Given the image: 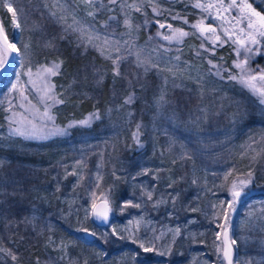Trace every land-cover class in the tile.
<instances>
[{"label": "trees", "instance_id": "16d2710c", "mask_svg": "<svg viewBox=\"0 0 264 264\" xmlns=\"http://www.w3.org/2000/svg\"><path fill=\"white\" fill-rule=\"evenodd\" d=\"M120 1L95 0L93 9L81 0H59L100 37L113 14L121 27ZM149 1L136 12L135 22L147 10L149 17L189 32L179 50L153 58L162 68H177L145 73L137 67L136 55L121 48V75L115 76L107 56L118 53L110 49L102 55L96 47L81 45L76 33L66 32L64 23L50 15L54 0H0L3 28L25 68L63 62L52 77L55 94L63 100L52 107L56 122L68 127L99 115L88 125L77 123L67 134L43 140L11 134V72L0 77V248L17 256L13 262L0 252V264H217V223L223 218L216 221L215 213L222 202L232 201L230 181L248 171L253 179L241 191L244 209L233 227L235 264H264V104L249 88L228 79V72H222L223 79L214 69L210 72L209 60L235 75L236 54L231 41L217 45L214 55L201 49L202 38L191 27L204 14L193 7L196 0ZM251 1L264 12L262 0ZM157 6L163 13L155 16ZM138 31L139 43L154 45L149 38L153 25ZM253 63L264 64V54ZM174 73L180 87H173ZM165 79L170 106L159 108L154 100ZM134 90L135 101L125 105ZM137 125L139 145L133 138ZM101 193L109 199L113 217L112 226L104 228L93 222L90 211ZM135 204L140 207L126 206ZM133 217L140 220L142 238L131 236ZM177 227L181 234L172 243L169 230ZM80 229L94 230L95 239H86ZM149 241L157 251L140 248V242ZM169 245V254H158Z\"/></svg>", "mask_w": 264, "mask_h": 264}, {"label": "snow or ice", "instance_id": "6c2138e0", "mask_svg": "<svg viewBox=\"0 0 264 264\" xmlns=\"http://www.w3.org/2000/svg\"><path fill=\"white\" fill-rule=\"evenodd\" d=\"M81 3L86 7L95 9L97 5L95 4V0H81ZM109 4H116L117 0H108ZM47 6V5H46ZM100 6L102 7L103 4L101 3ZM10 12L13 11V8L10 4L6 5ZM53 9L50 12V15L57 21L64 23V30L71 31L77 34L78 40L81 45L84 47L92 46L96 47L101 51L103 55L106 51H109L114 47V50L118 53L116 56H112L109 51V55L107 58L112 59L114 68V75L120 76L121 73L119 71V63L121 59L124 57L120 55L121 47L119 42H110L106 37L101 38L100 35L95 33L94 29L85 28L80 21L76 19L75 13H69L68 8L66 5L61 4L59 0H54V2L48 6ZM193 7L200 9L206 16H202L200 20L196 23L192 24L191 27L196 30L199 36L202 38L201 49L205 52L210 53L211 55L215 54V48L217 45L223 46V44L231 41L233 45L237 47L234 49L237 61H234L233 67L238 69L239 72L237 75L231 74L230 69H222L220 65L214 64L211 60L208 61L210 65V72L211 70L214 71V75L223 79L222 72H228L229 76L228 79L236 80L240 84L244 85L245 87L249 88L253 93L257 94L260 97V102L264 104V69L254 70L249 67V61L255 56L259 55L262 50H264V13L261 11H257L256 8L253 7V4L249 2V0H196L193 4ZM56 9H59V14L57 13ZM135 11H141L139 6H135ZM153 12L156 15H159V11L154 7ZM71 15L72 22L68 23V16ZM89 16L94 17L95 11H89ZM173 19L179 18L178 16H173ZM211 18L212 20L220 21L219 26L208 24L206 23V19ZM13 23L16 25L17 28L21 27V25L17 21L16 13L13 12ZM125 25L131 29V25L129 21L125 19ZM159 24L160 29H164L167 27L168 33H161L157 32V36H160L163 40L169 42L170 44L180 43L182 42L183 38L188 36L189 33L184 31L182 28H173L171 24L165 25L164 23ZM184 23H188L185 19ZM226 38V39H225ZM203 41H207L211 47H205ZM125 49L124 51L130 52L131 45H128V42H125ZM49 47H51V42H49ZM25 49L29 47V45L24 46ZM242 50V51H241ZM20 50L17 48V45L10 41L8 35L0 25V65L6 64L8 62V56L10 53H17L19 54ZM243 53V55H242ZM200 53L197 52V55ZM179 56L176 57V60L179 61ZM62 61L59 62H52L50 64L41 65L36 70V77L41 81L43 84L44 90V97L48 101H51V104L46 105L45 111L43 116L47 119V121L54 122V117L51 116L48 112V108H51L54 104L63 103V100H59L57 95L54 93V85L50 83V78L59 74V70L62 65ZM136 65L137 67H142L144 72L147 73L150 68L157 69L158 71H168L173 72L177 65H172L171 67H164L162 68L158 63L153 61L151 57L145 58L142 55V50L136 52ZM31 77L33 75L32 70L29 69L28 73H26ZM175 80V73L173 74V87H180V85H176L174 83ZM35 83V81H33ZM129 84H132V81H129ZM165 88L161 90L160 94L155 98L154 103L159 108H165L170 106V101L167 99V84L168 80L165 79L164 81ZM144 85H141V90L144 89ZM13 90H16L17 85L12 86ZM51 93V94H49ZM22 96L24 95L21 91L20 93ZM24 99L27 100V97L24 96ZM136 99V92L135 90L127 96L124 100L125 105L132 104ZM93 119H99L98 113H93L89 116L87 120L79 121V122H70L68 127L76 126V124L80 125H88L91 123ZM29 126H24L23 122L16 121L14 119L10 120V129L11 134H15L18 136H24L28 138H46L49 135H65L67 134V128H58L55 127L53 123V127L48 128L47 123H42L39 126L32 121H28ZM17 125V126H12ZM139 129L140 125H137V132L133 133V138L136 143L139 145ZM190 158V157H188ZM74 174V173H73ZM146 174V173H145ZM232 176V173L229 172L225 175V181H228L229 177ZM253 179L252 171H248L246 173H242L236 178L230 181V187L228 188L229 193L232 196L231 202H222L221 210L215 213V220L219 221L220 218H223L224 223L220 224L217 223V227L222 229L223 234V246H217V251L222 253V258L226 261V264H233L232 261V248L231 245L235 244V240H231L229 243L228 237V230L227 224L229 222V214L230 211H235L234 205L236 203L237 198L240 196L241 191L243 188H246ZM194 184L196 183L195 180L192 181ZM172 185L169 184V187ZM178 195V194H177ZM148 200L153 199V195L151 192L147 194ZM164 201H157L156 203H163ZM176 200L175 197L172 199L173 205L175 204ZM226 205V206H225ZM126 206H133L139 208V204L135 205H126ZM93 215L97 217H101L103 219H107V214L111 210L108 206V201L105 198L103 206L101 208L97 207L95 199H93L92 204ZM196 211V209H193ZM81 231H85V229H80ZM172 232V243H175L176 238L181 234V229L179 227L175 229H170ZM163 235V234H162ZM221 233L216 234L217 240L220 239ZM160 237H156L159 239ZM136 242L135 240L133 241ZM140 248H142L145 252H152L157 251L155 244L149 241L147 244L144 242L139 243ZM171 250V246L169 245L165 251H159L158 254L164 256L169 254ZM0 252H4L6 255L11 256L13 262L17 260V256L12 253L8 249L0 248ZM39 264V262H37ZM86 264V262H85Z\"/></svg>", "mask_w": 264, "mask_h": 264}, {"label": "rangeland", "instance_id": "374dc122", "mask_svg": "<svg viewBox=\"0 0 264 264\" xmlns=\"http://www.w3.org/2000/svg\"><path fill=\"white\" fill-rule=\"evenodd\" d=\"M259 1H261V0H259ZM262 1H263V6H264V0H262ZM205 2H208V0H205ZM249 2L253 4V7L256 8L257 11H261L262 13H264L262 10H260L254 4V2H252L251 0H249ZM148 3H151V1H149V0H121L120 3L116 5V6H119L121 8V12L124 15V19H123L121 27L118 28V24L116 21V15L115 14L111 15L109 22L106 23L109 26V28L105 32V34H103L101 36V38L103 39L106 37L110 42H113V45H115V42H119L120 47H121V44L124 43V46L121 47L123 49L126 47L125 42L127 41L128 45L132 46L131 51L127 52V53H130L131 55H134V54L136 55L137 51L142 50V55L145 58L150 56L152 60H153V58L160 60L162 51L163 52L164 51L165 52H171L173 50H179L180 45L182 44L183 40L180 43L173 42L170 44L169 42L163 40L160 36H157L158 31L161 33H165V34L168 33L167 27H165L164 29H160L157 21H159L160 23H164L165 25L171 24L173 28H182L184 31L188 32L186 28L181 27V26H177L170 21L159 20V19L151 17L153 15H150V17H149L147 14V10L144 11L142 17H141V15L137 17L138 22H135L133 20V18H135L137 16L136 12H138V11H135V6H139L140 8H143V7L147 6ZM155 8L159 11V13H160L159 15H161L163 13L161 6H160V8H159V6H157ZM152 14H154L153 11H152ZM154 15L158 16L156 14H154ZM202 16H206V14L205 13L201 14L198 20H200ZM125 19H127L129 21V24L132 26L131 29L125 25V23H124ZM206 23L219 26L220 21H216V20H212L211 18H207ZM152 25L154 28V32L149 33V38L152 39L154 45L150 46L148 44L139 43L137 40V37L139 36V31H138L139 27L142 26L145 28H151ZM204 42H205L204 43L205 47H209L208 42L207 41H204ZM236 47L237 46L234 45V49ZM112 49H113V51H115L114 47ZM260 54H264V50H262ZM242 55H243V53H242ZM256 56L257 55H255L249 61V67H251L254 70L264 69V64L253 63V60H255ZM237 59L238 58L236 56L234 61H237ZM43 65H46V64H43ZM40 66L41 65H39L35 68H25L20 61L19 54L15 53L14 64H13L12 69L10 70L11 77H12V80H11V83L9 86L10 95L8 98L9 101L11 102L9 107L12 109L10 118L14 119L16 121L23 122L24 126H29L28 121H32L33 123L37 124L38 126L42 123H47L48 128H51V127H53V123H54L55 127L68 129L67 126H62L61 124L56 122L55 115L52 111L53 106L51 108H48V112L51 116L54 117V122L47 121V119L43 116L46 105L51 104L52 102L48 101L46 98L42 99V97H44L43 84L35 75L37 68ZM220 66H221V68L223 67V65H221V64H220ZM29 69H31L32 73H33V75L31 77H29V75L26 74V73H28ZM12 71H13V73H12ZM238 72H239V70L236 69L235 75H237ZM33 81H35V83H33ZM50 83L53 84L52 77L50 78ZM13 85H17L16 90H13V88H12ZM21 91L24 94L23 96L20 94ZM53 91L55 93V89H53ZM49 94H51V93H49ZM24 96L27 97V100L24 99ZM90 115H88L87 119L89 118ZM13 126H17V125H13ZM52 136H56V135H49L46 138H49ZM46 138H32V139L43 140ZM241 194L237 198L236 203L234 205L235 211H230V214H229V222H228L227 226L230 227V229H231V237L232 238L234 237L233 227L236 226V224L238 223L237 218L239 216H237L238 215L237 212L239 210L244 209V207H242V203H241V200H242ZM101 198L108 199L107 197L104 196V193H101L97 200H99ZM90 209H91L90 211L92 212V206ZM130 222H131L130 223L131 226H129V230H130L131 236H133L135 234V235L139 236L140 238H142L140 233H139V231L142 227L140 224L139 218L133 217V219ZM223 223H224V221L222 220V224ZM110 226H112V224ZM82 232H91L92 234H94V236L96 235V232L94 230H86L85 229V231H82ZM218 233H221L220 239L218 240L219 241L218 246L222 247L223 246L222 229H220V231ZM217 255H218V259H219L217 264L224 263V260L222 258V253H219L217 251ZM236 264H239V263L236 262Z\"/></svg>", "mask_w": 264, "mask_h": 264}, {"label": "water", "instance_id": "95a60500", "mask_svg": "<svg viewBox=\"0 0 264 264\" xmlns=\"http://www.w3.org/2000/svg\"><path fill=\"white\" fill-rule=\"evenodd\" d=\"M0 25H2L1 19H0ZM14 59H15V53H10L8 56V62L6 64H3L2 66H0V77L3 76L4 74L10 72V70L12 69L13 64H14ZM104 200H105L104 198H101V199L96 201L98 208H101L103 206ZM108 206L111 209V204L109 201H108ZM91 216H92L93 222L97 226L102 227V228L110 225L112 223V220H113L111 210L108 212L106 220L101 218V217H97V216L93 215V210L91 212ZM227 230H228V237H229V243H230L232 240L230 227H227ZM83 236L90 241H93L95 239L94 234H92L91 232H83ZM222 237H223V234H222ZM223 239H224V237H223ZM231 248H232V261H233V264H235V246H234V244L231 245ZM225 263H226V261H225Z\"/></svg>", "mask_w": 264, "mask_h": 264}]
</instances>
